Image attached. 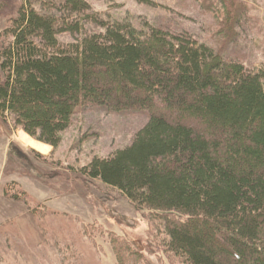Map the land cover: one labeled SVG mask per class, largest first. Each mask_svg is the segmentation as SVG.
<instances>
[{
	"label": "trees",
	"instance_id": "obj_1",
	"mask_svg": "<svg viewBox=\"0 0 264 264\" xmlns=\"http://www.w3.org/2000/svg\"><path fill=\"white\" fill-rule=\"evenodd\" d=\"M8 33L5 119L60 148L83 110L150 113L133 145L85 173L165 218L176 262L264 264V70L89 0H25ZM114 245L120 264H150L132 239Z\"/></svg>",
	"mask_w": 264,
	"mask_h": 264
},
{
	"label": "rangeland",
	"instance_id": "obj_2",
	"mask_svg": "<svg viewBox=\"0 0 264 264\" xmlns=\"http://www.w3.org/2000/svg\"><path fill=\"white\" fill-rule=\"evenodd\" d=\"M89 1L108 20L132 17L189 31L229 59L264 70V0ZM24 3L0 0V54L16 40L8 31ZM150 121L148 112L83 110L64 144L48 154L28 145L29 132L0 113V264H120L114 237L132 239L150 264H182L168 249L165 218L84 171L96 157L133 145Z\"/></svg>",
	"mask_w": 264,
	"mask_h": 264
},
{
	"label": "bare ground",
	"instance_id": "obj_3",
	"mask_svg": "<svg viewBox=\"0 0 264 264\" xmlns=\"http://www.w3.org/2000/svg\"><path fill=\"white\" fill-rule=\"evenodd\" d=\"M23 140L28 144L31 145L39 150H41L42 152L48 153L50 154V152L53 149V145L45 143L41 140L36 139L35 137H33L31 134H24L23 135Z\"/></svg>",
	"mask_w": 264,
	"mask_h": 264
}]
</instances>
